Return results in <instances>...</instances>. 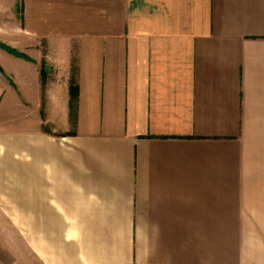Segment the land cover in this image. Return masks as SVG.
<instances>
[{
    "label": "crops",
    "instance_id": "0c3cea01",
    "mask_svg": "<svg viewBox=\"0 0 264 264\" xmlns=\"http://www.w3.org/2000/svg\"><path fill=\"white\" fill-rule=\"evenodd\" d=\"M11 201L32 264H264V0H0Z\"/></svg>",
    "mask_w": 264,
    "mask_h": 264
},
{
    "label": "rangeland",
    "instance_id": "374dc122",
    "mask_svg": "<svg viewBox=\"0 0 264 264\" xmlns=\"http://www.w3.org/2000/svg\"><path fill=\"white\" fill-rule=\"evenodd\" d=\"M0 208L8 209L11 213L17 215L19 213L23 214V216L11 218L0 216V239L24 259L27 264H32V202H0ZM14 227L24 228L26 233L18 235Z\"/></svg>",
    "mask_w": 264,
    "mask_h": 264
},
{
    "label": "trees",
    "instance_id": "16d2710c",
    "mask_svg": "<svg viewBox=\"0 0 264 264\" xmlns=\"http://www.w3.org/2000/svg\"><path fill=\"white\" fill-rule=\"evenodd\" d=\"M76 98V87L74 84L71 83L70 85V107L72 108L75 103Z\"/></svg>",
    "mask_w": 264,
    "mask_h": 264
}]
</instances>
